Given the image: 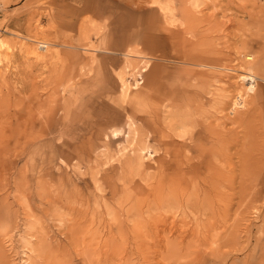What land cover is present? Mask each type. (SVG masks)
I'll list each match as a JSON object with an SVG mask.
<instances>
[{
    "label": "rangeland",
    "instance_id": "rangeland-1",
    "mask_svg": "<svg viewBox=\"0 0 264 264\" xmlns=\"http://www.w3.org/2000/svg\"><path fill=\"white\" fill-rule=\"evenodd\" d=\"M0 28V264H264V0H0Z\"/></svg>",
    "mask_w": 264,
    "mask_h": 264
},
{
    "label": "bare ground",
    "instance_id": "bare-ground-1",
    "mask_svg": "<svg viewBox=\"0 0 264 264\" xmlns=\"http://www.w3.org/2000/svg\"><path fill=\"white\" fill-rule=\"evenodd\" d=\"M161 9H164L162 6H161ZM8 47L7 45V42L2 38V36H0V53L2 52V50L6 49ZM0 59H1V56H0ZM121 79V93L123 96H126L128 94V91H129V85L126 81V78L124 77H120ZM136 84V83H135ZM133 85V84H132ZM137 86V85H136ZM127 97V96H126ZM233 103V102H232ZM238 104V103H237ZM130 122V121H129ZM134 123V121L131 120V125ZM134 125V124H133ZM133 127V126H131ZM135 134V132H134ZM141 148V147H140ZM143 150V149H142ZM139 156V155H138ZM137 156V157H138ZM216 254V253H215Z\"/></svg>",
    "mask_w": 264,
    "mask_h": 264
},
{
    "label": "built area",
    "instance_id": "built-area-1",
    "mask_svg": "<svg viewBox=\"0 0 264 264\" xmlns=\"http://www.w3.org/2000/svg\"><path fill=\"white\" fill-rule=\"evenodd\" d=\"M0 30H1V28H0Z\"/></svg>",
    "mask_w": 264,
    "mask_h": 264
}]
</instances>
